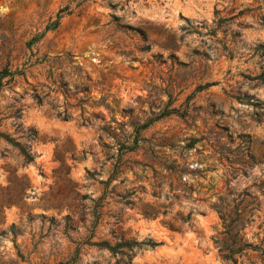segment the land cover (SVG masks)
I'll list each match as a JSON object with an SVG mask.
<instances>
[{
	"label": "rangeland",
	"instance_id": "1",
	"mask_svg": "<svg viewBox=\"0 0 264 264\" xmlns=\"http://www.w3.org/2000/svg\"><path fill=\"white\" fill-rule=\"evenodd\" d=\"M7 65L0 264L264 250V0H0Z\"/></svg>",
	"mask_w": 264,
	"mask_h": 264
},
{
	"label": "trees",
	"instance_id": "2",
	"mask_svg": "<svg viewBox=\"0 0 264 264\" xmlns=\"http://www.w3.org/2000/svg\"><path fill=\"white\" fill-rule=\"evenodd\" d=\"M63 11L59 12L58 18L57 20L50 26H48L46 28V31L48 30H54L58 27L59 25V21L61 19V13ZM44 36V33L41 35L36 36L34 39L31 40V42L29 43V45L31 46L32 44L37 43L42 37ZM24 70H16V71H12L9 66H5L2 70H0V93L1 91L9 86L10 84H12L15 80V78L21 74H23ZM258 79H261L262 81H264V75H261L260 77H258ZM211 85H206L205 88L209 87ZM173 114H177L180 115L179 111H177L176 109H172L169 111H164L163 113L159 114L157 117H155L154 119H150L149 121H147L144 125H142L140 128H146L148 127L151 123H153L154 121H157L159 119H161L162 117L165 116H169V115H173ZM61 115V114H60ZM183 116V115H181ZM66 118V117H65ZM2 136V134L0 133V137ZM19 148H20V154L24 157V160L26 163H31L33 161V157L31 156V154L29 153L28 149L25 147H22L20 144H18ZM238 234H236L235 237H237ZM100 246H106L109 247V245L107 243H101L99 244ZM137 245L136 242H128L126 244L121 245V247L125 248V250L132 251L133 248ZM111 250H113L111 247H109ZM252 248L253 250H259L261 251L262 255L264 256V250L262 249H258L257 247H252L250 245H241L240 248L238 249V251H235L233 249H231L230 247H225L223 245V247L220 249V252L223 254V257L226 260L231 261L233 264H238L237 259H235V255L238 253H241L243 250L245 249H249Z\"/></svg>",
	"mask_w": 264,
	"mask_h": 264
},
{
	"label": "bare ground",
	"instance_id": "3",
	"mask_svg": "<svg viewBox=\"0 0 264 264\" xmlns=\"http://www.w3.org/2000/svg\"><path fill=\"white\" fill-rule=\"evenodd\" d=\"M181 240H183V239H181ZM180 241V240H179ZM179 241H177L178 243H180ZM189 241V240H188ZM187 242V241H186ZM184 244V243H183ZM179 245V244H178ZM192 252V251H191Z\"/></svg>",
	"mask_w": 264,
	"mask_h": 264
}]
</instances>
